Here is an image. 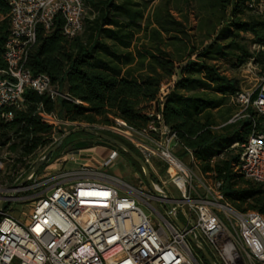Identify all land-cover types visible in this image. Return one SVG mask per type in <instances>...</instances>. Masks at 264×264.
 <instances>
[{
	"label": "trees",
	"instance_id": "obj_1",
	"mask_svg": "<svg viewBox=\"0 0 264 264\" xmlns=\"http://www.w3.org/2000/svg\"><path fill=\"white\" fill-rule=\"evenodd\" d=\"M261 4L264 0H84L83 28L73 39L63 36L59 16L48 32L38 26L25 68L47 75L66 99L52 101L27 89L19 110H4L11 120L0 113V161L6 153L0 181L12 184L20 174L22 179L38 154L52 146V129L37 115L40 107L62 121L109 125L110 118H119L137 130L147 126L154 109L175 135L179 158L189 150L200 173L222 182V194L235 210L264 216V187L232 172L251 126L241 121L220 127L240 91L239 81L226 75L229 69L252 62L264 72V14H249ZM9 12L0 0L1 71Z\"/></svg>",
	"mask_w": 264,
	"mask_h": 264
},
{
	"label": "built area",
	"instance_id": "obj_2",
	"mask_svg": "<svg viewBox=\"0 0 264 264\" xmlns=\"http://www.w3.org/2000/svg\"><path fill=\"white\" fill-rule=\"evenodd\" d=\"M5 1L10 8V27L4 53L6 70H0V113L9 121L12 114L4 110H19L27 89L52 101L66 99L53 89L47 75H33L25 62L35 44L37 27L48 32L57 16L63 21L66 39L81 33L84 0ZM232 103L237 111L222 126L241 121L251 126L232 172L264 187V72L251 88L240 87ZM37 115L52 132L67 124L41 107ZM147 115L150 121L142 130L119 118L90 130L129 144L152 173L153 190L142 187L141 182L136 188L104 173L120 158L113 148L97 168L82 164L68 169L78 159L66 154L58 159L59 168L51 171L47 167L25 184H20L25 177L21 179L20 174L14 184L0 185V264H207L189 238L196 239L216 264H264V216L235 210L222 194V182L200 173L189 150L187 164L177 156L176 137L161 114L153 109ZM168 185L179 199L165 192ZM13 202H29L27 213L17 211L23 218L13 216ZM141 204L152 213L145 214Z\"/></svg>",
	"mask_w": 264,
	"mask_h": 264
},
{
	"label": "rangeland",
	"instance_id": "obj_3",
	"mask_svg": "<svg viewBox=\"0 0 264 264\" xmlns=\"http://www.w3.org/2000/svg\"><path fill=\"white\" fill-rule=\"evenodd\" d=\"M156 1V0H155ZM86 8L84 6V13H83V18L86 15ZM251 16H258V15H262L264 14V4H261L260 7H258L256 10H254L253 12L249 13ZM192 25H195V21L192 22ZM244 38L246 40H250L251 36L250 35H245ZM250 50H254V48L250 49ZM223 70H226V67L223 66ZM262 73L260 71V67L255 65L252 62H248L247 64H245L244 66L238 68V69H229V71L226 73V75L228 77L231 78H236L239 81V85L242 89H249L253 86L254 84V80L259 76V74ZM236 110V108H234ZM100 125H89L86 123H71L67 121V124L58 127L55 132H53L52 134H54V137L56 142H58L61 138L66 137L68 135H71L73 133V131L77 130V129H97V127ZM98 131V130H95ZM99 132V131H98ZM103 133V132H100ZM105 135H107V133H103ZM72 139L76 140L79 138L78 134H73V137H71ZM89 142H96L97 140L95 138H91L88 137ZM55 142V143H56ZM51 148L48 147L47 149H45L43 152H40L38 154L37 159L34 161V163L49 149ZM109 147H102V146H97L96 150L93 152V156L94 158L98 161L103 162L104 159H106L108 152L106 149H108ZM70 148H66V146H61L56 152H54L51 157L46 160V162L43 165V169L48 168V170L54 171L57 168L60 167V163H58V159L59 157H63L66 155V153H69ZM179 153V150L176 151V154ZM2 158L3 161H0V170H4L5 167V161L4 159L6 158V153L2 154ZM181 159V158H180ZM185 164L188 163V159L187 158H182L181 159ZM99 163V162H98ZM157 164V163H155ZM81 164H68L67 168L68 169H77L78 166H80ZM159 168L162 166H158ZM42 169V170H43ZM41 170V171H42ZM41 171L39 172V174L41 173ZM196 172V171H195ZM104 173L117 177L118 179H120L121 181L127 182L131 185H133L136 188H139V182H141L143 184L142 187L146 186V182L144 179V176L140 170L139 167H136L135 165L132 164V162H130L129 160L124 159L123 157L120 156V158L117 159V161L113 162V164L110 166V168L104 170ZM198 175V174H197ZM15 181V180H14ZM20 181H18L17 183H19ZM15 182H13L12 184H14ZM11 183L7 182V181H0V185H12ZM165 192L168 193L171 198H175V199H179V194H177L174 190V188L172 187V185H168L166 187H164ZM150 193H152L150 191ZM28 204L29 202L26 203H11L10 204V209L13 211V216L21 219L23 218L18 212L23 210L25 211V213H27L28 210ZM155 209H157L159 211L160 214H163V210L159 208V204L154 203L153 201L150 203ZM142 208V211L145 214H150L152 213L148 208H146L143 204L140 205ZM18 211V212H17ZM153 215V214H152ZM178 218L181 222H183L182 218L178 215Z\"/></svg>",
	"mask_w": 264,
	"mask_h": 264
},
{
	"label": "water",
	"instance_id": "obj_4",
	"mask_svg": "<svg viewBox=\"0 0 264 264\" xmlns=\"http://www.w3.org/2000/svg\"><path fill=\"white\" fill-rule=\"evenodd\" d=\"M77 133L88 135L92 138H95L97 141L96 142L81 141L75 143L71 146V148L68 151L71 152V151L83 150V149L91 148L92 146H106L109 148L118 149L122 151L124 154H126L140 168L144 176L146 185L150 190H153V181L147 167L145 166L143 161L134 152L128 149L125 145L113 139L112 137L95 130L77 129L73 131L72 134H77ZM63 140L64 138H61L34 163L28 174L21 180L20 184H25L30 178H32L37 174V172L44 165L46 160L61 147ZM2 207H3V201H0V215L2 213ZM171 219L178 226L180 230L186 231L185 228L174 218V216H171ZM189 239L191 243L200 251L207 264H216L214 260L211 258V256L208 254L207 250L196 239L194 238H189Z\"/></svg>",
	"mask_w": 264,
	"mask_h": 264
},
{
	"label": "crops",
	"instance_id": "obj_5",
	"mask_svg": "<svg viewBox=\"0 0 264 264\" xmlns=\"http://www.w3.org/2000/svg\"><path fill=\"white\" fill-rule=\"evenodd\" d=\"M236 108V107H235ZM237 111V108L236 110L234 109L231 116ZM222 126V125H221ZM104 147V146H102ZM97 146H92L91 148H87V149H83V150H78V151H69V153H66L68 154L69 156H73L75 158L78 159V162L76 164H84V165H88V166H91V167H99L100 164L102 163L101 161H97L94 156H93V152L96 150ZM109 149V148H108ZM108 149H106L107 151H109ZM61 157V156H60ZM59 157V158H60ZM99 162V163H98ZM50 167V166H49ZM48 167V168H49Z\"/></svg>",
	"mask_w": 264,
	"mask_h": 264
},
{
	"label": "flooded vegetation",
	"instance_id": "obj_6",
	"mask_svg": "<svg viewBox=\"0 0 264 264\" xmlns=\"http://www.w3.org/2000/svg\"><path fill=\"white\" fill-rule=\"evenodd\" d=\"M79 135V138L74 140L71 137H73V134L68 135L66 137H63L64 140L61 144V146H66V148H71V146L75 143L81 142V141H86L89 142V139L87 138L88 135L82 134V133H77ZM90 137V136H88ZM92 138V137H91Z\"/></svg>",
	"mask_w": 264,
	"mask_h": 264
}]
</instances>
